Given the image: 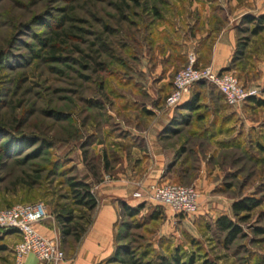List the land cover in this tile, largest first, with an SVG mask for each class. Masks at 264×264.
Listing matches in <instances>:
<instances>
[{"label": "rangeland", "instance_id": "374dc122", "mask_svg": "<svg viewBox=\"0 0 264 264\" xmlns=\"http://www.w3.org/2000/svg\"><path fill=\"white\" fill-rule=\"evenodd\" d=\"M167 1L0 0V209L43 202L54 219L68 210L75 222L86 219L72 205L68 181L89 173L98 185L113 175L115 140L137 120L122 112L126 98L127 109L132 104L127 68L147 51L154 12ZM254 27L238 25V39L249 42L228 72L264 102V31L251 36ZM198 99V111H179L189 116L186 124L175 113L169 124L176 133L159 137L175 149L162 183L205 190L197 214L170 217V209L146 205L137 217L118 218L115 247L135 264H171L175 256L193 264H264V106L229 107L212 85ZM192 124L209 126L194 132ZM24 140L32 145L22 147ZM123 150L125 156L129 147ZM243 198L259 205L240 219L231 206ZM157 209L162 215L151 221ZM223 215L241 229L232 242L215 228ZM7 230L0 229V264H13L18 236ZM58 242L66 258L73 255L74 243Z\"/></svg>", "mask_w": 264, "mask_h": 264}, {"label": "crops", "instance_id": "0c3cea01", "mask_svg": "<svg viewBox=\"0 0 264 264\" xmlns=\"http://www.w3.org/2000/svg\"><path fill=\"white\" fill-rule=\"evenodd\" d=\"M263 14L264 0H168L162 7V17L147 30V51L132 64L130 110L125 104L127 98L123 102L126 109L122 112L127 115L130 111L137 120L131 125L122 123L121 131L126 132V137L115 140L119 161L110 171L113 175H105L103 182L92 189L98 201L93 223L81 244L72 250L73 255L60 264H98L114 254L119 202L130 206L140 204L131 198L138 184L143 187L167 184L162 181L169 175L175 149H170L159 137L176 113L164 108L174 75L186 65L189 54L196 56L198 66H211L224 72L236 49L241 19L246 15ZM190 97L191 94L184 103ZM197 125L192 124L194 132H202L209 126ZM218 127V123L210 126ZM122 146L129 147L125 156ZM166 211L170 217L178 216ZM36 230L45 237L59 239L57 222L51 216L38 224ZM16 234L18 242L20 236ZM24 264L41 263L29 255Z\"/></svg>", "mask_w": 264, "mask_h": 264}, {"label": "built area", "instance_id": "2783aa9c", "mask_svg": "<svg viewBox=\"0 0 264 264\" xmlns=\"http://www.w3.org/2000/svg\"><path fill=\"white\" fill-rule=\"evenodd\" d=\"M200 82L214 86L229 107H240L251 98L259 99V91L244 87L233 73L218 72L211 66H198L196 56L189 54L186 65L173 77L172 89L164 100V108L174 110L179 107ZM131 198L147 205L168 208L175 215L188 217L197 214L201 193L193 186L167 183L143 187L138 184V189ZM48 217V210L43 202L17 204L0 209V229H14L20 236L13 248V264H24L29 255H33L41 264H60L66 260L58 239L45 237L36 230V226Z\"/></svg>", "mask_w": 264, "mask_h": 264}, {"label": "trees", "instance_id": "16d2710c", "mask_svg": "<svg viewBox=\"0 0 264 264\" xmlns=\"http://www.w3.org/2000/svg\"><path fill=\"white\" fill-rule=\"evenodd\" d=\"M119 9H120V13H124L123 9L121 8ZM161 17H162V8L160 7V9L155 10L154 12L153 23L156 20H159ZM240 23L241 24H255V27L251 30V33H250L251 36H256L259 33L264 31V26H263L264 16L254 17L252 15H246L241 19ZM248 42H249L248 38H245L243 40L237 39L236 49L234 51L233 58H232L233 60L240 59L244 55L245 50L248 46ZM140 43H138V46L140 45ZM138 58H139V54L136 53V55L133 58L134 59L133 62H137ZM0 59H1V56H0ZM228 69L229 68H227L224 71H228ZM127 71L128 72L130 71L132 75L134 71V67L131 66L130 68H127ZM207 86L209 85L204 82H200L196 84L191 91V97L189 98V100L183 105H180L179 107L175 109L177 115L181 117L182 119L181 121L183 124L187 123L189 116L181 114V112H178V111H187V112H193V113L198 111L199 93H202L203 89H205ZM220 97L222 98L221 95ZM247 103L251 105L255 104L258 107L264 106L263 101L259 99H254V98L249 99ZM173 127H174L173 124H168L165 127V129L161 132L160 136L167 137L168 135L165 133H170V134L176 133L175 130H172ZM16 142L17 141L15 140V141H12L6 144L3 149L8 150L11 144L13 145L14 143L18 144ZM29 143H30L29 140H24V142H22V147L32 145ZM45 147L50 148V145L45 144ZM94 179H95L94 175L90 176L88 173L87 176H85V178L83 179L70 178L68 181L69 182L68 189L70 192V200L72 201V205L73 207L84 211L85 216H86L85 220H82L85 218V217H82V218H79V220L77 218L79 222H75L76 218L74 217L73 215L74 212L72 210L63 211V212H59L56 214L55 220L59 228V236H60L61 242L62 243H65V242L74 243L75 245L73 248L75 249L81 244L89 228L91 227L93 223V219H94V213L98 206L97 198L95 194L92 192L93 187L96 185V183L93 182ZM14 205H10L5 208H10ZM146 205L147 204L140 203L137 206H130L125 202H119L120 216H124L130 219L137 217L140 214V212L145 208ZM258 205H259L258 200L254 198H243L241 200L233 202L231 206V210H232L234 217L242 219V217H240L242 213H249L253 209H255ZM157 208H160V207L158 206ZM161 215L162 213L157 209L153 213H151L149 217L151 221H155V220H158L161 217ZM179 216H183V215H179ZM215 228L221 234H225V238L227 242L234 241L241 234V229L238 227V225H236L229 217L224 216V215L218 217L215 220ZM7 231L10 232V234L17 233V231L14 229H10ZM117 241L119 240H118V236L116 235L115 243ZM0 249H5V248L3 246H0ZM122 249L124 248H121L120 246L116 245L114 254L107 260L100 262L98 264H128V262L130 264H135V262H133L132 257H129L128 260L126 259L128 255L126 253H123ZM171 264H193V260H191L189 263H182L181 260L177 256H175Z\"/></svg>", "mask_w": 264, "mask_h": 264}]
</instances>
